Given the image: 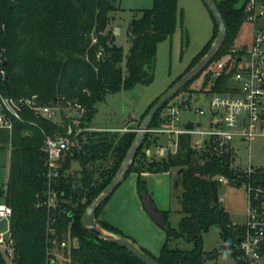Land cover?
<instances>
[{
    "label": "trees",
    "instance_id": "16d2710c",
    "mask_svg": "<svg viewBox=\"0 0 264 264\" xmlns=\"http://www.w3.org/2000/svg\"><path fill=\"white\" fill-rule=\"evenodd\" d=\"M216 3L226 23L227 36L216 57L201 73L207 71L206 79L209 82L212 79L209 68L233 52L232 47L247 17L241 0ZM119 10L114 0H0V58L9 61L5 67V94L12 97L36 95L45 105L58 102L64 105L66 101L78 100L87 110L84 126H90L97 103L108 94L130 91L139 85H151L155 79L159 44L172 38L178 26V0H153L151 8L142 10L141 16L130 22L127 55L122 47L114 44L112 31L108 30L113 14ZM211 17L214 23L212 38L170 88L211 48L219 32L218 24ZM93 37H96V43H93ZM100 50L103 57L98 59ZM227 81L226 76L220 78L214 90H226ZM190 84L182 92H199L191 90ZM159 99L144 113L138 129ZM25 117L37 126L16 124L12 137L0 131V151L11 147L9 177L0 186V200L13 208L12 233L15 239L13 258L0 249V264H58L52 254L55 247L49 241L50 229L55 230L59 240L77 238L78 245H72L70 250L65 251V256L71 259L70 264H145L126 248L99 239L82 225L85 210L114 178L137 134L125 135L118 143L109 133L87 132L83 135L86 138L79 137L65 157L62 176L55 186L59 206L38 207V201L45 198L48 190L41 150L44 144L42 130L53 135L56 132L64 133L66 129L32 110H26ZM160 118L161 112L152 126L158 125ZM102 135L108 138L95 144L94 138ZM154 139L147 135L129 174L138 170L136 164L143 149L146 159V145ZM191 144L192 137L182 135L176 154L169 155L161 166L153 162L145 168L152 172L181 168L182 218L178 227L172 228L168 223V213L160 211L165 219L161 227L166 232L167 241L158 256L146 248H140L159 264H203L207 257L203 249V234L217 227L225 247L232 251L238 264H246L238 249L243 228L232 224L229 213L221 205V183L218 178L223 176L237 184L240 180L248 181V175L238 170L235 166L236 156L227 148L220 150L213 142L206 149L197 151ZM87 158L85 168L91 181L90 188L83 177L79 183L70 172L74 162L82 165ZM94 172L100 173V182L95 180L94 183ZM252 178L264 180V172L256 170ZM137 191L139 195L147 192V183L140 175ZM109 200L97 212L99 224L107 231L136 243L134 238L117 226L99 220ZM181 238L192 243L193 248L181 250L169 247L170 239Z\"/></svg>",
    "mask_w": 264,
    "mask_h": 264
},
{
    "label": "built area",
    "instance_id": "2783aa9c",
    "mask_svg": "<svg viewBox=\"0 0 264 264\" xmlns=\"http://www.w3.org/2000/svg\"><path fill=\"white\" fill-rule=\"evenodd\" d=\"M247 14L246 22L259 23L264 21V0H245L243 2ZM93 37V43H96ZM100 50L97 58L101 59ZM4 59L0 58V131L7 132L10 137L16 130V124H33L25 117L26 110H32L58 126H64V133L44 134L42 153L46 168L45 177L48 190L45 198L38 201V207L57 208L59 196L55 186L62 174L61 168L68 151L75 145L79 137L85 133H109L118 129L107 127L84 126L87 113L86 107L79 102L66 101L53 105L42 104L36 95L28 97H12L4 92V82L7 78ZM209 71L212 73L211 86L208 90L196 93H184L172 99L165 107L160 122L151 126L147 135L154 139L166 135L170 144L165 149L167 155L176 154L182 135L192 137V148L197 151L206 149L212 143L216 148H227L234 155L237 141L252 142L264 137V27L258 28L252 43L223 56L214 62ZM228 77L226 90H214L218 80ZM201 96H209L206 106ZM189 113H194L196 119H185ZM61 121H55L59 115ZM192 124V129L188 125ZM198 138V139H195ZM11 148V147H10ZM152 155L151 149L146 150ZM163 153V145L156 150V155ZM254 170L246 172L248 181L246 190L248 206L243 231L239 236L238 249L242 252L246 264H264V180L252 178ZM220 183H227L225 177L218 178ZM13 208L4 200L0 201V249L9 258L14 256L15 239L12 233ZM50 243L55 247L52 253L58 260L65 251L70 250L69 239L59 240L54 229H50Z\"/></svg>",
    "mask_w": 264,
    "mask_h": 264
},
{
    "label": "rangeland",
    "instance_id": "374dc122",
    "mask_svg": "<svg viewBox=\"0 0 264 264\" xmlns=\"http://www.w3.org/2000/svg\"><path fill=\"white\" fill-rule=\"evenodd\" d=\"M244 1L241 0V3L243 4ZM114 2L120 8L119 11L114 13L116 16L114 25H120L121 34L113 42L115 45L122 47L125 55H127L130 48L128 38L129 24L134 18L141 16L142 10L151 8L153 0H114ZM178 9V26L175 34L172 38L159 44L153 83L149 86L139 85L130 91L108 94L103 101L98 102L96 105L92 126L118 129V131L109 132L116 143L125 135L137 134L138 125L142 120V118L138 119L141 114L156 97L163 93L173 81L188 69L193 58L213 35V19L203 0H178ZM260 27H264V21L259 23L245 22L232 50H239L242 47L249 46L257 29ZM112 38L114 37L112 36ZM206 72L190 84L189 88L191 90L205 91L210 88L211 81L209 82L206 79ZM184 93L186 92H181L177 96L184 95ZM200 99L203 100V105L206 106L209 96H201ZM165 110L166 108L161 111V115L165 113ZM62 116L59 114L55 121H61ZM134 116L138 118L134 120ZM187 118L195 120L196 116L194 113H189L185 116V119ZM84 136L82 137L86 138ZM149 137L151 138L152 136L149 135ZM170 141V138L166 135L157 136L154 141L150 140L146 147L151 149L152 155H147L145 159L143 149L137 160L136 168L145 169L147 164L153 162L160 166L163 165L168 160L169 155H171H167V150L165 149L169 146ZM160 145H163V153L156 155V150ZM234 147L236 149L235 166H237L238 170L246 173L249 168H252L254 172L256 170L264 172V137L257 138L252 142L237 141L234 143ZM10 150V147H7L0 151V186L4 185L9 177ZM111 164L112 160L108 165L110 166ZM108 165L106 166L108 167ZM70 172L81 183L83 176L79 162H74ZM99 174L93 173L94 183L95 180L98 182L102 180ZM161 176L164 179L161 183L156 182V179L147 182V192L157 208L163 205L167 207L169 210L168 223L172 228H177L182 218V170L181 168H172L168 175ZM246 184L247 181L245 179L240 180L237 184L228 180L227 183H221L219 190L221 205L229 213L232 224L239 227H242L246 221L248 206ZM133 194L139 198V202L144 208V217L131 201ZM99 220H110L114 224L116 223L125 234L130 233L133 235L134 233H139V235H144L150 243V251L155 255H159L166 239V232L149 216L143 205L141 195L138 194L136 189L135 173H130L114 192L103 207ZM0 229H3L2 225H0ZM69 242L71 246L78 245L77 238H69ZM168 244L173 249L191 250L193 248V244L183 238L170 239ZM203 249L207 256L203 264H238L232 251L225 247V242L222 240L217 227H212L203 234ZM70 262L71 259L62 255L58 264H70Z\"/></svg>",
    "mask_w": 264,
    "mask_h": 264
},
{
    "label": "water",
    "instance_id": "95a60500",
    "mask_svg": "<svg viewBox=\"0 0 264 264\" xmlns=\"http://www.w3.org/2000/svg\"><path fill=\"white\" fill-rule=\"evenodd\" d=\"M206 5L209 13L213 16L216 23L218 24V35L215 38L211 48L209 51L202 57V59L190 70L188 71L179 81H177L160 99L155 103V105L150 109L146 117L143 119L139 129L137 130V135L128 150L126 157L124 158L120 168L118 169L116 175L108 184V186L93 200V202L87 207L83 216H82V225L87 230L92 232L96 237L101 240L116 244L122 248H126L132 254H134L137 258H139L145 264H159L155 261L151 256L146 254L140 246H138L132 240L123 237L121 235H117L111 233L104 229L99 222L97 221V212L101 208V206L111 198L114 192L121 186V184L127 178V175L130 172V169L134 163V160L142 148L144 141L147 137L148 130L153 124V121L157 114L161 112L166 105L175 98L179 93H181L184 88L193 82L213 61L218 52L220 51L222 45L224 44L227 36V27L224 21V18L217 6L215 0H203ZM9 61L7 59L4 60L3 66H8ZM192 124L188 125V129H192ZM107 135L97 136L94 138V143H98L102 140L107 139ZM86 161L81 165L84 176L83 181L91 187V181L88 180L87 170L85 168ZM141 199L145 209L147 210L149 216L157 223L159 226H163L165 224V219L161 214L160 210L155 205L153 199L148 194V192H143L141 194ZM240 241V238L238 239Z\"/></svg>",
    "mask_w": 264,
    "mask_h": 264
},
{
    "label": "crops",
    "instance_id": "0c3cea01",
    "mask_svg": "<svg viewBox=\"0 0 264 264\" xmlns=\"http://www.w3.org/2000/svg\"><path fill=\"white\" fill-rule=\"evenodd\" d=\"M116 16L113 14V19H112V21H111V24H110V26L108 27V30H111L112 31V34H113V37L114 38H112L114 41H115V39H116V37L117 36H119L120 34H121V27H120V25L119 26H117V25H114V22H115V20H116V18H115ZM212 38V37H211ZM124 54H125V52H124ZM174 82V81H173ZM172 82V83H173ZM171 83V84H172ZM171 84L167 87V89L163 92V93H161L158 97H156L153 101H152V103H150L149 105H148V107H147V109L158 99V98H160L161 96H163V94H165L169 89H170V86H171ZM147 109L141 114V116L138 118V117H136V116H134V120H135V118L137 119H141L142 118V116L144 115V113L147 111ZM136 122V121H135ZM91 126H92V122H91V124H90ZM147 155H149V152H147ZM168 172L170 173V170L169 171H166V172H152V171H148V170H146V169H144V168H141V169H138V170H134L132 173H135V176H136V189H137V179H138V176L140 175L145 181H146V183L148 182V181H150V180H153V179H156V182H158V183H161L164 179L163 178H161L162 176L161 175H168ZM138 192V191H137ZM135 194V193H134ZM132 195L131 196V201H132V203H133V205H135L138 209H139V212H140V214L143 216V215H145V214H143L144 212V208H143V206H141V203L139 202L140 200H139V198L137 197V196H135V195ZM139 194V193H138ZM182 196V195H181ZM161 198H163V197H161ZM160 211H163V212H167L168 213V215H169V210L167 209V207H165L164 205L163 206H160L159 208H158ZM144 217V216H143ZM146 219V218H145ZM103 221H106V220H103ZM148 221V220H147ZM107 222H109V223H111V224H113V225H115V226H119V225H116V223L114 224V222H112V221H110V220H108ZM148 223V222H147ZM119 228V227H118ZM122 230V229H121ZM124 232V231H123ZM126 234H128V233H126ZM130 234V233H129ZM128 234V235H129ZM130 236L132 237V238H134L135 239V241H136V244L137 245H139L140 247H143V248H146L147 250H151L150 248V243H149V241L144 237V235H139V233H134L133 235H131L130 234ZM167 241V236H166V239H165V241H164V243ZM164 243H163V245H164ZM162 245V246H163ZM162 248V247H161ZM161 251V250H160ZM151 252V251H150ZM152 253V252H151ZM153 254V253H152ZM153 255H155V254H153ZM155 256H158V255H155Z\"/></svg>",
    "mask_w": 264,
    "mask_h": 264
}]
</instances>
